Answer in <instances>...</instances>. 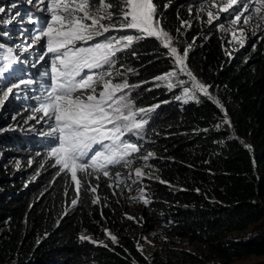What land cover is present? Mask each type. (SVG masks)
Wrapping results in <instances>:
<instances>
[{"label": "trees", "instance_id": "trees-1", "mask_svg": "<svg viewBox=\"0 0 264 264\" xmlns=\"http://www.w3.org/2000/svg\"><path fill=\"white\" fill-rule=\"evenodd\" d=\"M14 2L0 0L5 9L0 14V45L15 48L33 65L37 54L18 40L25 31L17 22L21 6ZM154 2L163 14L165 30L175 37L173 46L181 55L192 46L187 66L209 86V95L223 111L200 92L186 103L177 100L183 87L192 88L186 74L179 73L172 81L183 80L185 85L172 89L167 81L154 79L174 67L168 50L155 38L139 40L117 54L115 69L136 72L126 73L129 84L140 85L129 94L134 106L158 105L145 116L148 124L142 138L130 137L140 146L132 160L143 168V186L149 194L145 225L150 222L172 238L202 244L210 257L217 258L198 264H232L251 254L264 255V230L243 238L228 237L264 217V40L260 36L255 49L245 45L229 53L226 36L209 26L199 6L184 0ZM117 8L114 14L120 12ZM181 21L187 24L182 27ZM126 34L138 33L113 30L105 36ZM27 71L34 75L33 70ZM0 83V157L5 159L3 165L0 160V264H177L147 258L133 239L122 234L135 225L123 215L124 188L114 176L123 166H114L111 179L101 174L98 180L95 175L86 178L92 186L99 184L97 192L82 190L78 204H71L75 184L70 174L57 177L59 169L51 166L45 153L47 139L33 136L28 129L27 112L20 111L23 98L15 99L18 89L6 101L5 93L16 81ZM12 108L16 125L9 129L7 112ZM225 113L230 125L223 123ZM150 152L154 155L144 161ZM105 230L117 237L116 243L105 240ZM81 235L91 240L82 241Z\"/></svg>", "mask_w": 264, "mask_h": 264}, {"label": "snow or ice", "instance_id": "snow-or-ice-1", "mask_svg": "<svg viewBox=\"0 0 264 264\" xmlns=\"http://www.w3.org/2000/svg\"><path fill=\"white\" fill-rule=\"evenodd\" d=\"M28 2L33 3V0ZM35 3L39 10L49 14V18L43 21L35 37L36 41L46 38V51L39 60L44 61L46 57H51L50 73H41L40 82L44 95L38 98L40 107L37 111L44 113L41 119L49 129L42 134L50 145L47 153L49 163L54 159L51 166L59 169L57 177L70 174L71 181L75 184L76 198L71 201L73 206L78 204L82 190L87 191L90 188L92 193L97 192L99 184L92 186L91 181L86 178L95 175L98 180L99 174H102L111 179L114 166L131 167L133 154L141 149L130 137L142 138L148 124L145 116L158 107L134 106L129 94L140 85L128 83L126 73L135 75L134 69L128 68L126 73H122L114 68L118 53L133 48L139 40L155 38L168 50L167 55L173 59L174 67L154 79L167 81V87L172 89L177 85H185L183 80L172 81L179 73L186 74L192 88L183 87L182 96H177L176 99H183L186 103L187 99H196V92H200L212 99L223 111L220 102L209 95V86L201 83L187 66L192 46L184 48L182 55L178 48L173 46L175 37L165 30L163 14L159 12L154 0H35ZM241 3L243 7L239 8V14L232 20L234 25L239 24L241 20L248 24L254 16L264 23V0H227L219 11H235ZM169 6L170 4L164 5L165 8ZM117 7L120 9L119 16L114 14ZM4 11L5 9L0 7V13ZM207 15L209 24L220 18L219 15L214 16L211 11H208ZM186 24L187 22L181 21L182 27ZM259 28L260 25H256L252 35L255 36ZM113 30H135L138 34H126L118 38L105 36ZM176 31L179 32L180 29ZM240 36L243 46L246 42L243 29H240ZM96 37H100L101 42L81 46V43L93 41ZM260 39L264 40V36ZM253 47L255 49V46ZM0 53V59L4 61L0 65V81H3L15 58L12 49L5 50L3 45H0ZM117 77L120 82L115 79ZM19 87L20 84L9 87L5 98ZM2 88L3 84L0 83V89ZM223 123L230 125L226 113ZM153 155L154 153L150 152L142 159L147 161ZM144 175L141 168H136L132 182L137 183ZM115 177L117 184L123 182L120 172H115ZM128 178L131 179V175ZM112 186L109 184V187ZM141 198L143 199V190ZM98 201L97 196L92 202L95 204ZM143 202L149 203L147 199H143ZM105 232L113 243L117 242L116 236L107 230ZM79 239L91 240V237L81 235ZM92 243L103 244L102 241L95 240H92Z\"/></svg>", "mask_w": 264, "mask_h": 264}, {"label": "rangeland", "instance_id": "rangeland-1", "mask_svg": "<svg viewBox=\"0 0 264 264\" xmlns=\"http://www.w3.org/2000/svg\"><path fill=\"white\" fill-rule=\"evenodd\" d=\"M184 2L190 6H199V8H201L200 14L204 17V19L207 20V23L208 11H211L214 16L219 15L220 18L218 20H214L212 24H208L216 30H222L224 36H226V47L229 53H232L233 50L240 49L245 45H247L248 47L254 46L257 39L260 36L264 35V23H261L258 19L255 18V16L248 24H244L242 20L239 24L236 25L232 23L235 15L239 14V8L243 7L242 3L238 7H236L235 11L221 13L219 9L227 3V0H184ZM14 4L21 6V8L17 9V16L20 17L19 21L17 22H19L23 26V30L25 31V33H19L18 40H20L22 44L28 45V47H30L29 50H33V52L36 53L37 56L34 57L35 64L31 65L28 61L22 59L21 56L18 55L15 48L7 45L5 46V44H3L5 50L9 48L12 49V55L15 58V62L12 64L9 72L5 74L4 80L6 81L7 85L15 81L16 84H20V87L21 84L24 85L23 88L19 87L20 89L18 88V90H16L17 95L15 96V99L19 100L23 98V103L20 104V106H22L23 108L20 109V111L21 113L25 111L27 112L26 120L29 119L28 123H31L28 129L31 130L33 136L42 138L44 137L42 134L47 132L49 129L47 124H45L41 119L44 116V113L42 111H37V109L40 107V100L38 98L44 95L40 82L42 80L41 73L45 71H48L50 73L51 57H46L44 61L39 60V57L46 51V38L41 41H36L35 37L43 21L49 18V14L46 11L39 10L37 4L35 3V0H33V3H29L28 0H15ZM213 4L215 6H213ZM117 9L120 10L119 8ZM24 10L26 12L32 13L33 15H29V17H27L28 15L24 13ZM0 14H4V12ZM115 15L119 16L120 12L116 13ZM38 20V25L35 27L37 31L33 33V24ZM258 24L260 25V28L257 30V34L254 36L252 35V31ZM221 25H223V28H221ZM240 29L244 30L246 36V42L243 46H241L240 42ZM98 40H100V37L94 38L93 41L81 43V46L91 45ZM20 62H22L23 66H20ZM3 63L4 61L0 59V65H2ZM27 69L33 70L34 75L31 74V72L27 71ZM44 79L47 80V78ZM21 81H34V83H21ZM25 85L29 86L26 87ZM182 94L180 96H182ZM8 99L9 97L6 99V101ZM185 99H187V97H185ZM14 110L15 109L12 108V110H9L7 112V114L9 115L8 118L11 126L9 129H14L16 125ZM30 117H35V119H30ZM37 121L40 122L38 123ZM5 128H7V124L1 127L2 130H5ZM49 148L50 145L48 143L47 149L45 150L46 156ZM0 160L3 165L5 159H3V157H0ZM51 164H54V159L51 161ZM17 165L18 162H15V167ZM4 166L6 165L4 164ZM136 168L141 167L132 164L130 168L124 167L118 171L121 174V179L123 180L122 186L124 188L122 203L123 215L125 217L135 218L132 219L135 223L133 229L122 230V234L129 236L130 239H133L137 249L143 252L147 258L159 257L177 264H198L199 262H203L207 259H217L210 257V255L207 254L205 246L202 244L190 243L185 239L172 238L166 235L156 225H151L150 222L145 225L146 214L149 212L150 208L149 203L145 204L143 202V199L149 200V194L146 192V188L143 186L142 178L135 184L132 182L133 179H135ZM129 175H131V179L128 178ZM141 190H143V199L141 198ZM133 197H135L136 199H133ZM262 230H264V217L258 222L250 224L244 230L232 231L230 234H228V237L243 238ZM111 235L114 234L111 233ZM105 240L112 241L110 236H108L106 232ZM261 260H264V255L251 254L246 257L233 260L231 263L254 264Z\"/></svg>", "mask_w": 264, "mask_h": 264}, {"label": "bare ground", "instance_id": "bare-ground-1", "mask_svg": "<svg viewBox=\"0 0 264 264\" xmlns=\"http://www.w3.org/2000/svg\"><path fill=\"white\" fill-rule=\"evenodd\" d=\"M6 46V45H5Z\"/></svg>", "mask_w": 264, "mask_h": 264}]
</instances>
